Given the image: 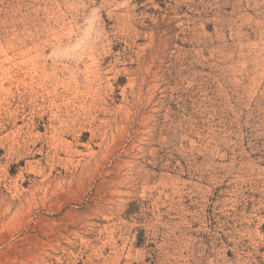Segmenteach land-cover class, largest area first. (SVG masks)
<instances>
[{
	"label": "rangeland",
	"instance_id": "rangeland-1",
	"mask_svg": "<svg viewBox=\"0 0 264 264\" xmlns=\"http://www.w3.org/2000/svg\"><path fill=\"white\" fill-rule=\"evenodd\" d=\"M0 264H264V0H0Z\"/></svg>",
	"mask_w": 264,
	"mask_h": 264
}]
</instances>
